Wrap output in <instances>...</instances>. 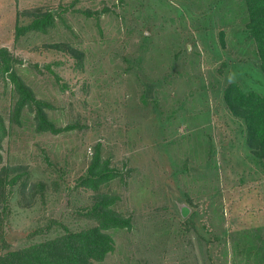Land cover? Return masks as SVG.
I'll return each mask as SVG.
<instances>
[{"label": "rangeland", "instance_id": "obj_1", "mask_svg": "<svg viewBox=\"0 0 264 264\" xmlns=\"http://www.w3.org/2000/svg\"><path fill=\"white\" fill-rule=\"evenodd\" d=\"M45 11L49 31L16 39ZM247 21L241 0H0V48L65 128L38 131L30 107L11 119L0 80V170L21 174L8 241L21 247L55 220L93 226L82 213L110 194L133 227L110 229L116 250L98 264H264V161L224 98L233 81L264 94ZM96 150L124 181L81 184Z\"/></svg>", "mask_w": 264, "mask_h": 264}, {"label": "trees", "instance_id": "obj_2", "mask_svg": "<svg viewBox=\"0 0 264 264\" xmlns=\"http://www.w3.org/2000/svg\"><path fill=\"white\" fill-rule=\"evenodd\" d=\"M241 1L248 14L246 25L249 31L248 37L256 44L264 74V0ZM55 23L56 19L52 11L37 13L30 23L16 25V39L29 31L47 32ZM224 34L221 33L223 41ZM15 62L7 48H0V80L5 85L11 83L14 95L11 119L19 122L24 109L30 107L35 111L38 131L62 132L65 128L57 127L48 117L46 109L52 107L51 103L37 97L35 90L18 74ZM224 98L231 112L244 120L247 144L257 158L264 161V94L255 90L246 91L233 81L225 87ZM70 127L72 126L66 128ZM6 134L4 120L0 115V142ZM11 175L10 168L5 167L0 170V264H98L116 250L110 229L133 227L131 216H125L113 208L118 196L97 194L91 208L82 213L83 216L93 220L95 225L72 230L55 220L45 228L34 230L28 236L25 245L15 248L7 239V221L11 214L8 201L12 188L17 185L21 174ZM119 176L123 177L122 172L110 167L108 160L103 162L100 151L96 150L86 175L81 179V184L98 190L101 184ZM29 183L28 177L21 185V189L28 188ZM38 185L43 187V182ZM31 186L35 187V184ZM188 213L189 209L184 208L183 215ZM53 225H60L64 231L56 236H45Z\"/></svg>", "mask_w": 264, "mask_h": 264}]
</instances>
